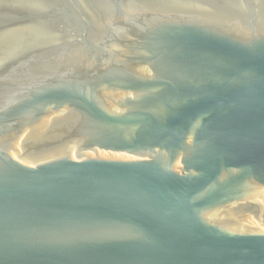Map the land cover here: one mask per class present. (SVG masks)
Segmentation results:
<instances>
[{"label":"water","instance_id":"obj_1","mask_svg":"<svg viewBox=\"0 0 264 264\" xmlns=\"http://www.w3.org/2000/svg\"><path fill=\"white\" fill-rule=\"evenodd\" d=\"M0 264H264V0H0Z\"/></svg>","mask_w":264,"mask_h":264}]
</instances>
